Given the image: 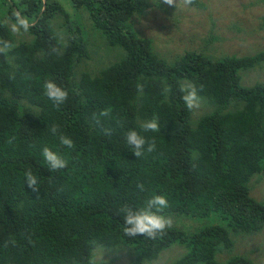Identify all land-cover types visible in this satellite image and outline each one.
Segmentation results:
<instances>
[{
    "label": "trees",
    "instance_id": "1",
    "mask_svg": "<svg viewBox=\"0 0 264 264\" xmlns=\"http://www.w3.org/2000/svg\"><path fill=\"white\" fill-rule=\"evenodd\" d=\"M158 4L0 0V39L15 45L8 55L0 53V264H87L102 250L122 251L128 264H145L174 243L184 252L173 264H218L217 253L232 250L236 235L264 230V201L252 196L249 185L264 174V48L216 56L209 43L220 37L210 30L202 50L185 49L167 60L129 22L132 15L166 11ZM190 5L207 8L201 0ZM16 12L32 21L21 37L6 22L15 23ZM74 12L81 20L86 13L89 25ZM82 27L100 31L106 45L119 46L124 55L87 68ZM253 70L246 84L244 73ZM47 80L68 90L64 104L56 106L44 94ZM184 84L197 86L208 102L199 101L211 105L194 125V111L180 91ZM104 109L110 116H99ZM153 118H159L160 132H143L140 125ZM130 129L155 138V151L137 157L129 150L124 134ZM61 134L74 148L60 143ZM45 146L67 166L51 171L42 156ZM29 169L39 178L37 191L27 184ZM153 194L167 197L164 214L176 226L156 240L126 236L117 210L139 209ZM188 218L207 224L190 233L183 229ZM224 264L259 263L239 253Z\"/></svg>",
    "mask_w": 264,
    "mask_h": 264
},
{
    "label": "rangeland",
    "instance_id": "2",
    "mask_svg": "<svg viewBox=\"0 0 264 264\" xmlns=\"http://www.w3.org/2000/svg\"><path fill=\"white\" fill-rule=\"evenodd\" d=\"M148 1L153 2L154 0ZM201 1L207 3V8L185 5L182 2L178 7L164 4L167 8L166 11L156 8L149 11L147 15L146 13L140 15V17L132 15L129 22L132 24L133 19V29L136 32L138 31L141 36L151 37L154 50L167 60L173 59L185 49L202 50L205 36L210 30L220 37V40L215 39L209 43L211 53L216 56L228 54L247 55L245 53L257 52L264 48L263 0ZM65 9L69 12V5H66ZM82 11L79 10V12ZM73 16L78 21L82 22L83 20L85 26L89 25L86 13L82 20L77 12H74ZM6 22L11 26L14 24L10 20H6ZM212 22L214 23L213 27H211ZM57 24H52L53 28L56 29ZM82 31L88 39L90 50V58L86 59L84 63L87 68L97 70L105 65V62L120 60L124 55L123 49L119 46H107L104 41L105 37L100 31L84 27H82ZM15 34L20 37L23 33L20 31ZM65 41V37L62 35L60 45H63ZM81 65H79V68H81ZM256 73L255 70L244 73L246 84L252 83L251 80ZM262 78H264V73ZM199 98L208 102L205 98ZM208 104L199 101V107L192 112L191 125L195 124L196 119L201 114L208 112L206 108ZM249 185L251 186L252 196L264 201V174H256L251 178ZM185 222L188 226L183 224V229L189 232L207 224L204 221L192 218L186 219ZM173 224L176 226V223ZM234 240L235 245L232 250L218 255L219 264H224L227 257L233 253H244L250 258H254L258 263H264V230L253 236L236 235ZM182 252L183 247L174 243L163 250L156 260L145 264H173L182 255ZM103 253L107 264H128V258L122 251L102 250L96 252L97 255Z\"/></svg>",
    "mask_w": 264,
    "mask_h": 264
},
{
    "label": "clouds",
    "instance_id": "3",
    "mask_svg": "<svg viewBox=\"0 0 264 264\" xmlns=\"http://www.w3.org/2000/svg\"><path fill=\"white\" fill-rule=\"evenodd\" d=\"M181 2L184 3L185 5H190L193 4L195 0H159V4L157 6L163 3L169 6L178 7ZM14 16H15V23L12 26L7 22L9 27L11 28V31L14 34L19 33L21 30L27 32L32 27V21L21 16L19 12L14 13ZM24 37L29 38V35H26ZM14 47L15 45L11 40L0 39V53H4L8 55V53ZM253 53L255 52L253 51L245 54L249 55ZM43 88H44V94L56 106L64 104L69 98L68 90L55 83V81L52 80L45 81ZM199 90H202V86ZM164 91L165 92L170 91V88H166ZM180 91L184 93L182 99L184 101L186 108L189 111H192L199 107L200 98H199L197 86H195L194 84H184L181 86ZM99 116L108 117L110 116V111L108 109H104L99 113ZM117 122L120 124L121 127H123L124 125L123 121H117ZM160 128L161 125L159 123V118H153L151 120H147L140 125V129H142L143 132H160ZM51 131L55 133L57 131L56 127L53 126ZM105 134L110 135V131L106 130ZM59 139H60V143L63 146L67 147L68 149L74 148L75 146L74 141L70 137L61 134ZM124 139L129 150L134 152V154L137 157H141L146 152L151 153L156 149L155 138L148 140L140 131H137L135 129H130L126 131L124 134ZM42 156L46 161L48 168H50L51 171H57L63 169L68 164V161L59 152L54 151L47 146H45L42 149ZM25 177L27 178L28 186L32 188L33 191L39 190L40 187L39 178L35 174H33L31 169L25 172ZM140 187L141 190H143V186L141 185ZM169 207H170L169 201L165 195L153 194L144 202V206L139 209H134L128 205H124L120 207L117 211L118 214L123 216L124 225H125L123 231L126 236L128 237L143 236L152 240H156L157 238H162L166 234L167 230L172 228L173 226L172 217L164 214L165 210L168 209ZM190 233H193V231H191ZM183 252H184V247H183ZM223 252H228V251L224 250L218 252L216 255V259L218 255ZM234 254L237 253H233L232 255ZM87 264H107V260H105L104 258V253L101 255H97L95 252H93L89 257Z\"/></svg>",
    "mask_w": 264,
    "mask_h": 264
}]
</instances>
